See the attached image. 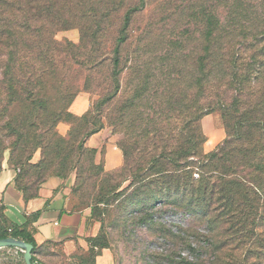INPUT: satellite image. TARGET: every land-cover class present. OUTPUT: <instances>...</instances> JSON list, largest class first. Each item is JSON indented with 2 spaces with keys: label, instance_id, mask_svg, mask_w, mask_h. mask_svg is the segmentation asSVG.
Returning <instances> with one entry per match:
<instances>
[{
  "label": "trees",
  "instance_id": "trees-1",
  "mask_svg": "<svg viewBox=\"0 0 264 264\" xmlns=\"http://www.w3.org/2000/svg\"><path fill=\"white\" fill-rule=\"evenodd\" d=\"M145 5L143 0L139 4L133 0H0V159L2 151L8 147L9 167L16 173L14 183L25 200L37 196L40 184L49 176L63 180L75 172L83 183V179L93 177L91 186L96 188L95 196L85 207H90L91 218L101 222V227V207L113 206L118 198L129 194L130 201H140L143 209L150 211L149 217L159 205L183 209L192 218L201 220L209 230L208 243L213 249L220 248L228 239L238 246L248 239L262 242V80L259 87L251 86L249 92L236 85L230 100L215 92L217 99L202 102L203 84L198 78L194 82L195 97L186 109L180 105V98L173 107L170 103L158 104L149 120L152 126L131 143L123 140L119 143L122 149L119 167L105 171L103 164L93 161L96 149L87 146L86 141L102 126L88 129L85 123H79L89 108L81 115L68 110L76 93L64 92L58 84L62 78L56 61L62 52L56 51L63 50L64 46L68 48L69 52L64 53L68 62L63 61L64 73L72 64L92 69L103 61L97 59V52H79V48L94 45L113 20H120L119 26L114 25L118 31L108 59L112 90L98 103L112 100L120 91L119 77L123 70L119 66L120 46L127 39L132 15L142 11ZM218 25L217 18L207 19V40L215 37ZM71 27L79 29V45L69 41L63 45L54 40V32ZM208 56L214 63V52H208ZM204 57L195 60L199 73H204L206 68ZM245 93L251 100L243 99ZM214 110L219 111L225 137L212 151L205 153L202 146L206 137L200 121ZM172 117L178 118V122L170 123ZM59 122L71 124L65 135L56 129ZM37 150H40V158L32 162ZM84 171H88V175L82 179ZM123 174L126 176L122 182L129 180V184L120 189L121 185L114 183ZM36 217L37 213L32 214L27 221L17 224L1 214L0 239L11 236L32 244L31 260L42 264L30 229V222ZM256 227L261 232H256ZM87 241V252L75 255V262L71 264H95L94 258L101 249L109 248L101 228Z\"/></svg>",
  "mask_w": 264,
  "mask_h": 264
},
{
  "label": "rangeland",
  "instance_id": "rangeland-1",
  "mask_svg": "<svg viewBox=\"0 0 264 264\" xmlns=\"http://www.w3.org/2000/svg\"><path fill=\"white\" fill-rule=\"evenodd\" d=\"M133 1L139 4L141 0ZM143 1L145 8L132 15L127 39L120 46L119 66L123 68L119 77L120 91L112 100L98 103L112 90L108 59L118 31L114 25L119 26L120 20H111V27L94 45L79 48V52H97V59L103 61L92 69L72 64L64 73L63 61L68 63L64 53L69 52L68 48L64 46L63 50L56 51L62 52L56 61L62 78L58 84L62 90L70 94L75 92L76 96L84 94L89 99V109L79 123H85L88 129L101 125L105 128V138L112 137L121 152L119 143L122 140L131 143L152 126L149 120L158 104L170 103L173 107L180 98V105L186 109L195 97L194 82L198 78L203 84L202 102L217 99L215 92L230 100L236 85L249 92L251 86L259 87L260 80L264 82V0ZM211 17L217 18L219 25L215 37L209 41L205 32L207 19ZM53 35L54 40L63 45L66 41L75 45L80 43L77 27L59 30ZM70 50L78 52L74 48ZM208 52L216 55L214 63L209 60ZM199 56L206 58L204 73L197 71L195 60ZM211 92L213 96H210ZM243 97L251 100L247 93ZM71 104L68 106L70 112ZM177 122L178 118L170 119L172 124ZM61 123L68 126V132L71 124L66 122H59L57 131L60 133L58 126ZM200 123L206 141L207 134L213 132L216 136L219 128L225 137L219 111L204 115ZM223 138L209 147L204 143L203 151H212ZM39 158L40 150H37L31 161L36 162ZM93 161L103 164L102 159L97 162L96 154ZM9 166V148L6 147L2 151L0 169ZM87 175L88 171H84L81 178ZM125 176H119L114 183L121 185L120 189L129 184V180L122 182ZM197 176L195 173L194 177ZM58 179L71 209L90 208L85 204L95 196L96 188L91 186L93 177L83 179V183L75 172H71L67 178ZM130 200L129 194L121 196L113 206L101 207L99 214L102 219L99 229L105 235L114 264H264V241L248 239L238 246L228 239L226 244L213 249L208 243L207 226L183 209L157 205V211L149 217L150 211L143 209L140 201ZM256 232L261 229L256 227ZM16 250L19 249L1 247L0 264H24L20 250L11 258L10 252Z\"/></svg>",
  "mask_w": 264,
  "mask_h": 264
},
{
  "label": "crops",
  "instance_id": "crops-1",
  "mask_svg": "<svg viewBox=\"0 0 264 264\" xmlns=\"http://www.w3.org/2000/svg\"><path fill=\"white\" fill-rule=\"evenodd\" d=\"M89 106V99L84 94L75 97L71 104V112L83 114ZM205 117H208L205 116ZM61 134H65L68 126L59 124ZM207 134L205 147L217 143L224 137L222 129ZM105 134V128L92 134L86 141L87 146L96 148V160L103 159L105 171H111L122 163V154L112 137ZM102 150L103 153H102ZM15 171L5 167L0 171V215L8 221L22 224L32 214L37 217L30 222V229L37 244V257L42 264H71L75 255L87 252V238L97 235L99 222L91 218L90 208L72 210L64 190L60 188V180L50 177L40 184L37 196L24 199L14 183ZM19 250L11 253H18ZM70 262V263H69ZM95 264H114V256L109 248H103L94 258Z\"/></svg>",
  "mask_w": 264,
  "mask_h": 264
},
{
  "label": "water",
  "instance_id": "water-1",
  "mask_svg": "<svg viewBox=\"0 0 264 264\" xmlns=\"http://www.w3.org/2000/svg\"><path fill=\"white\" fill-rule=\"evenodd\" d=\"M1 247H15L21 250L22 255H23V261L25 264H35L31 260V257H32L31 250L33 247L32 244L9 236V237L0 239V248Z\"/></svg>",
  "mask_w": 264,
  "mask_h": 264
},
{
  "label": "built area",
  "instance_id": "built-area-1",
  "mask_svg": "<svg viewBox=\"0 0 264 264\" xmlns=\"http://www.w3.org/2000/svg\"><path fill=\"white\" fill-rule=\"evenodd\" d=\"M21 251V250H20Z\"/></svg>",
  "mask_w": 264,
  "mask_h": 264
}]
</instances>
